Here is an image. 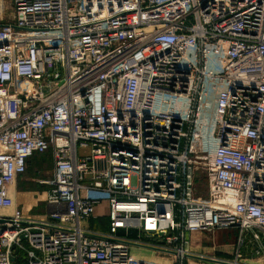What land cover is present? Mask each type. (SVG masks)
<instances>
[{"label":"built area","instance_id":"built-area-1","mask_svg":"<svg viewBox=\"0 0 264 264\" xmlns=\"http://www.w3.org/2000/svg\"><path fill=\"white\" fill-rule=\"evenodd\" d=\"M47 151L67 210L29 217ZM0 264H264V0H0Z\"/></svg>","mask_w":264,"mask_h":264},{"label":"rangeland","instance_id":"rangeland-1","mask_svg":"<svg viewBox=\"0 0 264 264\" xmlns=\"http://www.w3.org/2000/svg\"><path fill=\"white\" fill-rule=\"evenodd\" d=\"M53 175L52 153L35 154L28 164L27 172L18 177L16 186L20 191V201L24 213L29 217L46 219L58 216L67 210L64 206H51L46 202L47 192L51 188ZM207 180L202 172H197L196 189H206ZM207 191L203 192V195ZM92 220L94 229L107 231L108 221L105 214L99 211ZM237 233L234 229H220L215 232H199L192 236V249L196 253L228 257L234 248ZM148 255L151 253L148 251Z\"/></svg>","mask_w":264,"mask_h":264},{"label":"crops","instance_id":"crops-1","mask_svg":"<svg viewBox=\"0 0 264 264\" xmlns=\"http://www.w3.org/2000/svg\"><path fill=\"white\" fill-rule=\"evenodd\" d=\"M47 152H50V151H47ZM47 152H45V153H47ZM36 154H44V153H36ZM34 156V155H33ZM32 156V157H33ZM32 157H30L29 159H28V164H29V162H30V159L32 158ZM28 164H27V168H28ZM27 172V169H26V171H25V173ZM25 173H23V174H21L20 176H22V175H24ZM19 176V177H20ZM18 179V178H17ZM49 192V191H48ZM48 192H47V194H48ZM11 193L13 194V196L15 197V199H16V201H17V203L19 204V206H20V208L22 209V204H21V201H20V191L18 190V188H17V186H16V183L13 185V187L11 188ZM46 198H47V195H46ZM24 208V207H23ZM22 211H23V209H22ZM24 212V211H23ZM25 214V213H24ZM26 215V214H25ZM256 247H254L253 245H250V247H249V249H248V256H250V257H252V256H254V249H255Z\"/></svg>","mask_w":264,"mask_h":264}]
</instances>
